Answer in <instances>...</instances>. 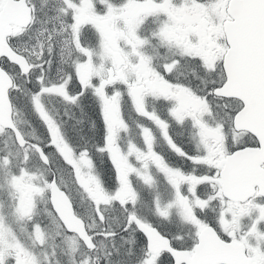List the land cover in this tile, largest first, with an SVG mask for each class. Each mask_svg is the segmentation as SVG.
<instances>
[{
  "label": "snow or ice",
  "instance_id": "snow-or-ice-1",
  "mask_svg": "<svg viewBox=\"0 0 264 264\" xmlns=\"http://www.w3.org/2000/svg\"><path fill=\"white\" fill-rule=\"evenodd\" d=\"M0 264H264V0H0Z\"/></svg>",
  "mask_w": 264,
  "mask_h": 264
}]
</instances>
